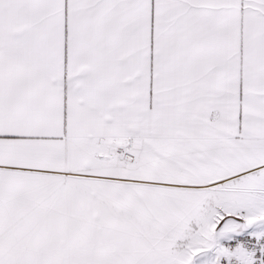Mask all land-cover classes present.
<instances>
[{
    "label": "snow or ice",
    "instance_id": "obj_1",
    "mask_svg": "<svg viewBox=\"0 0 264 264\" xmlns=\"http://www.w3.org/2000/svg\"><path fill=\"white\" fill-rule=\"evenodd\" d=\"M0 264H264V0H0Z\"/></svg>",
    "mask_w": 264,
    "mask_h": 264
}]
</instances>
